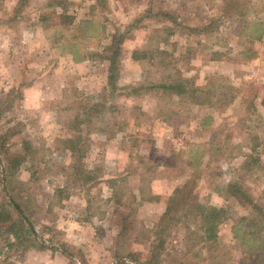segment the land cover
<instances>
[{
  "label": "rangeland",
  "instance_id": "obj_1",
  "mask_svg": "<svg viewBox=\"0 0 264 264\" xmlns=\"http://www.w3.org/2000/svg\"><path fill=\"white\" fill-rule=\"evenodd\" d=\"M17 7L29 17L24 26L39 24L53 47L31 38L8 51L16 63L0 58V225L17 219L8 195L44 248L67 243L80 255L82 237L89 259L96 246L113 254L103 264L117 254L146 262L178 184L194 206L220 211L217 236L204 242L199 220L170 211L156 263L264 264V43L253 40L264 30V0ZM180 83L182 96L152 88ZM195 87L206 93L197 102L188 98ZM13 159L21 164L4 179ZM235 183L247 205L230 194ZM23 239L15 250L0 239V264H25L42 249Z\"/></svg>",
  "mask_w": 264,
  "mask_h": 264
},
{
  "label": "trees",
  "instance_id": "obj_2",
  "mask_svg": "<svg viewBox=\"0 0 264 264\" xmlns=\"http://www.w3.org/2000/svg\"><path fill=\"white\" fill-rule=\"evenodd\" d=\"M258 38V36L256 35L255 37H253V39ZM120 42V40L118 41V43ZM115 44V43H114ZM113 44V45H114ZM106 49H110L106 48ZM114 57L115 54H113V57L111 58V65H110V75H109V84L113 85L114 87V82L117 79V75H116V71H117V65L114 62ZM143 58V57H142ZM184 82V81H183ZM153 89H162V90H169V91H174L176 95L178 96H182L185 94L184 88H185V84H174V85H157V86H152ZM206 95V93H204L203 91H201L200 88L195 87V88H191V90L189 91V97L192 101L197 102L196 100L202 96ZM196 98V100H194ZM209 99V98H208ZM208 103V102H207ZM21 162L19 160H15L13 159L11 161V164H5L3 173H4V179H6V172L8 173V171H12L16 170V168L18 166H20ZM12 168V169H11ZM2 184L4 185V180L2 182ZM229 189H230V194H232V197H236V201L238 203H240L241 205H247L248 202V194L241 189H238V187L235 184H232L230 186V184L228 185ZM5 189V188H4ZM183 189L182 187H177L175 189V191L173 192V194L169 197L168 201H167V205H166V209L164 214L162 215V218L166 217L167 214L170 211H176V212H181V214L183 213V215L187 216V215H191L192 217L196 218V222L197 220H199V223H197L200 227V229H202V236H203V240L204 242H208V241H212L216 239V230L218 228L219 222H218V215L220 212L219 210H217L216 208H208L207 210H209V213H206V209L202 206H194L195 203H191L189 201H187L188 196L186 197L187 199H184V195L180 196L183 193ZM238 197L236 196V194H238ZM6 195V194H5ZM179 197V198H178ZM6 200L9 203V206L12 207V211H14V216L17 218L16 220H14L13 223H11V225H0V239L3 240V242H7L8 246L7 248L10 249H14L15 247L14 245H12V242L15 241V243H20V242H24L23 238H28V236H32L33 237V241L36 243H40L41 245L39 246V248H44V245L42 244V242L40 241L41 239H39L37 233L35 232V229L32 225V223L29 221V219L27 218V216L24 214V212L22 211L21 207L17 204L14 203L12 200V197L6 195L5 196ZM180 199H182V202L180 201ZM253 209H257V211L261 212V208L259 206H256L255 204L251 203ZM197 210V211H195ZM195 211V212H194ZM217 211V212H216ZM2 212L0 211V223H2V220H4V218L2 217ZM206 213V214H205ZM205 214V215H204ZM162 218L160 219L159 223L156 224V228L155 230H153L152 232V236H154L153 241L150 243L151 246V250L150 255L155 256L156 257V248H158L156 245L158 244L160 247L163 245V243L165 242V238L167 236H163V232L166 231V229H168L167 227H162ZM243 220H245L243 218ZM176 221V219H175ZM246 225V230L245 232H247L248 229H252L254 230V225L252 223H247L244 222ZM162 228V229H161ZM256 228V225H255ZM245 237H248L247 234H243L241 236V238L246 239ZM248 240H250L248 238ZM157 243V244H156ZM61 251L68 254V256L74 257L76 259L77 262H81V256L74 254L73 251H71L70 248H68L66 245H62L60 247ZM13 250V251H14ZM150 258L149 260H147L146 262L140 261L139 258L136 259H129L131 258L130 256L125 255L124 257L122 255H115L114 260L116 261V264H158L155 262L154 258ZM70 264H75L74 260H71Z\"/></svg>",
  "mask_w": 264,
  "mask_h": 264
},
{
  "label": "crops",
  "instance_id": "obj_3",
  "mask_svg": "<svg viewBox=\"0 0 264 264\" xmlns=\"http://www.w3.org/2000/svg\"><path fill=\"white\" fill-rule=\"evenodd\" d=\"M19 1L21 0H0V47L1 44H3L2 47L4 49H7V54H5V50H2L3 53L1 52L2 54H0V58L2 59L6 58L7 59V61L5 62L6 64L16 63L15 61H13V57L9 56L8 51H17L18 49H21V43L24 44H26L27 42L33 43V40L31 38H34L35 41L39 40L40 41L39 43L43 41L45 45L46 44L49 45L48 46L49 49L53 47L52 43L50 44L48 43L50 37L48 38L45 29L38 28L39 24H35L33 26L27 24L24 26V21H26L29 17L25 12H22L21 10L18 9L17 3ZM29 36L31 40L29 39ZM239 36L241 37L242 34L239 33ZM257 36L258 38L253 40L257 41V43L260 42L264 43V30H262L261 33ZM21 38H23V40H21ZM178 186L179 185L177 184L176 188ZM111 194H112V190H111ZM78 241L80 242L82 249L86 253L87 251L89 252L93 250L91 249V246H87L86 242L84 243V239L82 237H78ZM48 244L49 243H47L46 245ZM64 244L67 245V243ZM48 247L52 248L53 246H48ZM87 248L88 250L86 251ZM76 249L80 251V256L82 258L80 263L77 262L74 257L68 256V254L62 252L61 249L58 248V246H56V248L53 247V249H47V247L42 249H31L29 251V255L26 256L27 260L25 264H34L32 262L33 259L37 260L39 264H70L71 260H74L75 264H103L104 259H106V257L107 258L113 257V254H108V253L105 257V255L102 254L103 249L100 250V248L96 246H95V252H93L95 253L94 254L95 259H89V257L87 258L86 253L84 254V251H82V249L80 248H76ZM50 251H52L53 254ZM105 264H116V261L113 259V261Z\"/></svg>",
  "mask_w": 264,
  "mask_h": 264
}]
</instances>
